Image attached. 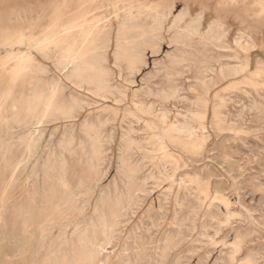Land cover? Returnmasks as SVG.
<instances>
[{
  "label": "rangeland",
  "instance_id": "1",
  "mask_svg": "<svg viewBox=\"0 0 264 264\" xmlns=\"http://www.w3.org/2000/svg\"><path fill=\"white\" fill-rule=\"evenodd\" d=\"M85 1L86 0H0V48H2V49H0V57H1L0 58V64H1L0 65V94H1L0 95L1 96L0 102H3V104H4L3 107L0 108V120L2 121V122H0V160L2 161V162H0V182H2L1 180H4V182H5L4 186L7 187V188L4 187L3 189L0 190V212L2 213V215L0 213V259L3 257L0 260V264H25V263L26 264H45V262H46V264L47 263L51 264V261H53L56 258V256H55L56 254H54L53 251L56 250V248H58L60 246L59 234L61 233V231L64 230L67 237L70 238L74 234L73 229H74L75 225H78L79 230H83L85 228L91 229L92 227H94V228L97 227L98 218H95L96 213L94 212V205L96 204L98 198L105 196L104 198L102 197L103 200L105 201V203H107V201H109L107 203V205L110 208L115 206L114 202H116V200L118 199L117 195L119 194V196H120L121 194H124L127 191V189H129L128 183L130 181L133 183V186L131 188L132 195L134 194L133 200H132V203L128 206V208H126L124 211L126 216L123 213L117 219V224L114 227L115 233L114 232L111 233L112 239L110 241L111 242L110 245L108 246L109 248H111L110 250H112V252L110 254V260H109L110 263H112V261H114L115 264H120V263L121 264H131V263L132 264H144V263L145 264L146 263L147 264H160V263L161 264H171V263L176 264L177 263L178 264V262L181 261L182 263L179 262V264H193V263L194 264L195 263L196 264H201V263L202 264H211V263L212 264H225V263L231 264V262H232V264H254V261H255V264H264V170H263L264 169V158H262L264 156V136H263L264 135V124H263L264 123V119H263L264 118V103H263L264 102V72H263L264 71V16H263L264 14L259 13L258 8L254 5H252L250 0L240 1L233 8H224V10L220 11L221 15H223L225 17L224 18L225 21L229 24L230 32L228 35V41H229V43H231L230 45L233 48L235 47L234 40L239 36L240 33H242V31L243 32L252 31V33L256 37L257 46L254 50H252V52L250 54V60H251V62H249L250 63V74H247L245 78L240 77V76H229V77H226L225 79H215L214 80L215 84L210 83L208 85V87H204L199 83V78L202 76V74L200 75V70H202V68L207 63L212 62L211 64H214L216 62V60H218V59L220 60V57L217 55L218 52H220V49H217L216 51H214V50H210L212 48L209 49V48H203V46L201 47V44L197 42L198 37H196L195 40L190 41L191 43H193V45L191 47H186V45L183 43H180V44L177 43L178 44L177 45L176 43L170 42L171 41L170 37L175 32V30H173V29L170 30L169 32L164 33L163 37H162V39H164V40L161 39L157 45L140 44L137 40L134 42V44L133 43L127 44L128 46L126 47V52L132 53V54H140L141 52L144 53V54H142V53L140 54L141 57L139 59V63L136 62V65L133 69H130L128 62L125 61L124 59L123 60L121 59L122 62L120 61V59H119V61L115 60L114 49H113V48H115L114 47V44H115L114 37L110 43V46L107 49L97 50L96 53L98 54L97 55L98 62H94V63H97V64H95V66L97 68L101 67L99 69L103 73H105V75H107V76H105L107 79V83H109L108 84L109 85V89H108L109 91H108V93H106L108 96L107 98H99L101 96L99 93H97L94 90V88H93L94 86L92 85L94 83L93 80L85 81V83H83L85 85L82 84L81 86H77V85H75L73 80L67 79V77L64 76L63 74L62 75L59 74V72L57 71V69L55 68V66L53 64L54 62H52L53 59L46 60L39 55H36L38 61L40 63H42V65H44V66L47 64L46 65L47 67L45 68L46 72L42 71L43 73L38 72L37 74H35L36 72H30L29 76L28 75H20L19 76V75L11 74V68L13 67L14 61L12 62V60H7L4 57L6 56V54L8 52H16L17 53V52L23 51L25 49L24 46L19 45V44H17L18 45V47H17V45L15 43V39L18 37V35L20 36L22 34L25 36L38 37L41 35V33L43 31L53 30V29H56L57 25H59V24H66V23L74 21L75 18L77 17V14L79 12H81L82 10H84L85 12H88L90 10L89 14H87L88 18L94 14H97V13L98 14L99 13L100 14L105 13L104 9L94 10V7L99 4L98 2H95L94 4L90 5L88 8L86 6ZM146 1L154 2L157 0H146ZM161 1L165 5L173 4V6H174L173 7V14L170 15V18H169L170 21H171L173 15L175 13L183 10L188 4H191L194 7L193 14L198 12L201 9V7H205L204 11L207 13L206 21H205L206 27H207L208 23L211 21V19L216 16V11H215L216 0H161ZM201 1H203L202 2L203 4H200ZM82 3L84 4V7L80 5ZM58 13H59V15H58ZM17 17L19 18V20L17 19ZM45 17H46V19H45ZM54 17H56V18H54ZM13 18H14V20H13ZM52 19H53V21H52ZM241 21H243V22H241ZM13 41H14V44H12ZM5 42L11 43V45L6 44ZM135 44L137 45V49L135 48L136 47ZM176 45L178 47H176ZM150 46H151V48H150ZM152 46H154V47H152ZM155 47H158V48H155ZM154 48H155V50H154ZM188 49H189V52H188ZM2 50L4 52H2ZM137 50L138 51L140 50L139 51L140 53ZM204 51L206 52V54L204 53ZM222 51H224V50H221V52ZM112 52H113V54H112ZM156 52H158V53L156 54ZM99 53H100V55H99ZM174 55H176V56H174ZM188 55L190 57L191 56L192 57L188 58ZM162 56H164L165 59ZM185 56H186V58H184ZM216 56H218V57H216ZM100 57H102V58H100ZM113 58L116 61V63H115V61L112 60ZM183 58L186 59L187 61L184 60ZM102 59H104V60H102ZM221 59L224 61H225V59H226V61L232 60L231 62H229L231 65L239 63V62H236V60H234V59H228V58H221ZM257 61H261V62H257ZM104 63H106V64H104ZM116 64H118V65H116ZM123 64L125 66L127 64L128 67L126 66V68L128 70L125 69V66ZM168 65H169V67L171 66L170 67L171 69H168L169 68ZM191 65H192V67H191ZM151 66H153V67H151ZM188 66L190 69L188 68ZM258 68H261L260 72H258V74H255V72H256V70H258ZM103 69H104V71H103ZM129 69H130V73H129ZM105 70H106V72H105ZM6 71H7V74H6ZM107 71H109V73L111 75L107 74ZM123 71H124V73H123ZM134 71H136V72H134ZM153 71H155V72H153ZM186 72H188V74ZM46 73H47V76H46ZM52 74H54V75H52ZM37 75H40V76H37ZM144 75L147 79L144 77ZM157 75H158V77H157ZM179 75H181V76H179ZM34 76H36V77H34ZM212 76L214 79L215 78L214 74ZM23 77L24 78L26 77V78L24 79ZM133 77H134V80H133ZM174 77H176V78H174ZM127 78H129V79H127ZM43 80H44V82H43ZM191 80H192V82H191ZM126 81H128V82L126 83ZM189 81H190V83H189ZM66 82H68V83H66ZM195 82L197 85L194 84ZM51 84L57 85V88H56L55 93H54V98H52L53 99L52 102L54 104L53 103L52 104L55 107L61 105L64 108H69V107L71 108L74 104L79 105V106L75 107V110H76L75 117L63 118L61 115L55 113L56 111L54 108V110L52 109V111L51 110L48 111L51 113L46 114V115H48V116H46L47 118L45 117L41 123L35 124L37 118L40 117L39 113H41V110H42L43 105H44L43 104L44 103L43 101H45L44 94L46 95L48 90L51 88ZM168 84H170V85H168ZM173 84H174V87H173ZM244 86H245V88H244ZM144 87H146V88H144ZM78 88H80V89H78ZM251 89H252V91H250ZM9 90L13 91V92H10ZM122 90H123V92H122ZM172 90H174V93ZM231 90H233V91H231ZM6 91L9 92L8 96H6ZM39 91H41V93ZM22 92H24L26 94H23ZM29 92L32 93V95L31 94L29 95ZM233 92H235V93H233ZM57 93H59V94H57ZM147 94H148L149 98H148ZM173 94H174V96H172ZM255 94H256V96H255ZM19 95H20V97H19ZM34 95H36V96H34ZM230 95H232V96H230ZM12 96L14 98H12ZM57 96H59V97H57ZM95 96H97V98ZM249 96L251 99L249 98ZM3 97H5V98H3ZM16 97H17V99H16ZM29 97H31V98H29ZM67 97H69V98H67ZM80 97H81V99H80ZM140 97H141V99H140ZM152 97H153V99H152ZM164 97H165V99H164ZM173 97L175 99H173ZM256 97H258V98H256ZM7 98H8V100H7ZM26 98H27V100L30 99V100H33L35 102V106H34L35 111H32L33 109H31L30 111L27 109L25 110L26 107L23 104H25V101H27ZM42 98H44V99H42ZM82 98H84V99H82ZM3 99H5V100L3 101ZM38 99H39V102H38ZM260 99H263V100H260ZM158 100H159V102H158ZM59 101H60V103H59ZM36 102H37V104H36ZM79 102L80 103L82 102L81 105ZM206 102H207V107L205 109V119L203 122L205 128H204V130L198 131V134H199L198 138L200 140L199 141L200 143L195 145V146H192V145H182L181 143L172 144L170 141L166 140L165 143H166L167 150L171 153L172 156L169 158H166V159H162L160 152L156 151V148H155L156 145L153 143V139L151 137L152 134L155 132V130H157V128H154V127L168 126V124L170 125L172 123H177V122L182 123L186 119L187 120L192 119L193 113L196 111H202L203 105ZM116 103H117V105H115ZM134 103H138V104L140 103V105H141L140 107L142 109H140V107L138 109L134 105ZM175 103H176V105H175ZM193 103H195L196 105ZM9 104H11V105H9ZM149 104H151V105H149ZM241 104L244 107H242ZM256 104H258L259 106ZM69 105H71V106H69ZM152 105H153V107H152ZM11 106H13V108ZM21 106L22 107L24 106V109H22ZM41 106H42V108H40ZM80 106H82V107H80ZM37 107H38V109H37ZM188 108H189V110H188ZM239 108H241L242 111H239V110H241ZM244 108H245V110H244ZM247 108H249V109H247ZM12 109H15V110L12 111ZM16 109L19 111H17ZM8 110H11L12 112H8ZM138 110H141V111H138ZM19 112H21V113H19ZM25 112H26V114H24ZM100 112H101V114H100ZM243 112H245V113H243ZM8 113H10L9 116H8ZM85 113H86V115H85ZM93 113H95V114H93ZM124 113H125V115H124ZM158 113H159V115H158ZM166 113H167V115H165ZM38 114H39V117H37ZM50 114H52V115H50ZM110 114H112L113 116ZM154 114H156V116ZM216 114H218V116L221 117V118L218 117L219 119L217 121L214 117ZM161 115H165L163 117V121H162ZM176 115H178L179 117ZM34 116L36 117V119L34 118ZM52 116H54V118H52ZM95 117L98 119H96ZM30 118H31V120H30ZM65 119H67V120H65ZM239 119H240V121H239ZM181 120H183V121H181ZM260 120H262L263 123ZM33 121H34V123H33ZM125 121H127V122H125ZM229 122H230V125L228 124V127H227V123H229ZM257 122H260V123L257 124ZM47 123H48V125H47ZM49 123H50V125H49ZM103 123H105L106 125ZM111 123H113V124H111ZM234 123H235V125H234ZM101 124H103V125H101ZM15 125H17V126H15ZM66 125H68V126H66ZM85 125H86V127H87V125H89L90 127L92 126L90 128L91 133L92 134L95 133V134L99 135V148L100 149H99L98 155L100 158L98 157V155L96 158L95 154L92 152V150H91L92 147L90 145L91 140L90 139L88 140L87 138H85V136H83L84 133L81 132V131H85V127H84ZM33 126H35V127H33ZM103 126H104V128H103ZM195 126H198V124H195ZM231 126H233V128ZM19 127H22L23 129L19 128ZM62 127L63 128L66 127V128H64V129H66V131L64 129H62ZM73 128H74V130H73ZM99 128H100V130H99ZM243 128H245V129H243ZM61 129H62V131H61ZM19 130H21V131H19ZM22 130H25V131H22ZM39 130H41V131H39ZM56 130H57V132H56ZM239 130H241V133ZM252 130H253V132H252ZM43 131H45V132H43ZM132 131H134V132H132ZM242 131H244V132H242ZM20 132H22V133H20ZM123 132L130 133V136L132 135L131 137L134 139L136 144L131 147L130 151H128L126 154L122 155L120 158V151H119L120 142H121L120 136L122 135ZM214 132H217V133H214ZM5 133L7 134L6 136H4ZM14 134H16V135H14ZM41 134H43L42 135L43 137L41 136ZM239 134H241V135H239ZM245 134H247V135H245ZM68 135H70V136H68ZM104 135H105V137H104ZM236 135H238V136H236ZM258 135H260V136H258ZM20 136H21V138L19 139L18 137H20ZM24 136H26V137H24ZM147 136L151 137V138H148ZM241 136H244V137L242 138ZM247 137H250V139ZM253 138H254V140H253ZM35 139H37V140H35ZM68 139H70V140L68 141ZM183 139L186 140L185 138H183ZM29 140H30V142H29ZM39 140H41L40 143H39ZM54 140L56 142H54ZM108 140H109V143H108ZM142 140L145 142H143ZM237 140H238V142H237ZM3 141H4V143H3ZM36 141H38V142H36ZM43 141H44V143H43ZM151 141H152V143H151ZM5 142H6V144H5ZM34 142H36V144ZM141 142H143V143H141ZM232 142H233V144H232ZM28 143H30V146H31V152L30 153H28L26 150L27 149L26 146L28 145ZM31 143L33 146L31 145ZM106 143H108L107 147H106ZM138 143H139V145H138ZM22 144H25V148H24V145H22ZM50 144H52V145H50ZM66 144H68L67 146H69V147H67ZM141 145H143L145 148ZM138 147H139V151H138ZM35 149H38V150H35ZM22 150H23V152H22ZM39 150H40V152H39ZM144 150H146V151L144 152ZM245 150H247L248 152ZM2 151H3V153H2ZM147 151H148V153H147ZM53 153H55V154H53ZM82 153H83V155H82ZM24 154L27 155V157L25 156V158H24L23 157ZM232 154H234V155H232ZM254 154H256V155H254ZM101 155H102V157H101ZM190 155H192V156H190ZM2 156H4L5 159H3L4 157H2ZM42 156L43 157L45 156V157L42 158ZM60 157H63L64 161H65L64 167H62V168H60V166H61V158ZM151 157L153 160L151 159ZM21 159H24V161ZM31 159H32V161H31ZM241 159H243V160H241ZM254 159H255V161H254ZM43 160L46 161V163L48 165H46V163ZM148 160H150V161H148ZM165 160L167 163H165ZM25 161L27 162V164ZM37 161H39V162H37ZM116 161H118V162L116 163ZM122 162H123V164H122ZM163 163L166 165H164ZM102 164H103V166H102ZM124 164L130 165L132 168L133 172L130 173L129 176H125L121 173L122 168H123L122 165H124ZM28 165L30 167H32V169L29 168ZM155 165L157 167H155ZM92 166H95V167H93L94 170L92 169ZM184 166H185V168H184ZM52 167H53V169H52ZM107 167H108V169H107ZM7 169H8V171H7ZM30 169L32 171H30ZM140 169H141V171H140ZM24 170H25V172H24ZM35 170H37V171H35ZM9 171H10V174H9ZM28 171H29V174H28ZM14 172H16V173H14ZM134 172L136 174H134ZM13 173H14V175H13ZM103 173H104V175H102ZM234 173H236V174H234ZM237 173H239V174H237ZM42 175L45 176V179ZM58 175H59V177L61 175H63L65 178L68 179L69 184H70L69 189H64V187H62V185L58 182V180H57ZM147 176H148V178H147ZM204 176H206V177H204ZM40 177H41V179H40ZM161 177H163V179ZM80 179H83L84 183H83V185L79 186L78 182ZM183 179H185V180H183ZM21 180H23V181H21ZM119 180H121V181H119ZM41 181H42V183H41ZM19 183L21 184V186ZM110 183H112V184H110ZM245 183H247L246 186H245ZM171 184H173V185H171ZM201 184H204V185H201ZM14 185H16V186H14ZM75 186H77V187H75ZM89 186L93 187V192L90 194L88 191L85 190V187H89ZM121 186H123L124 189ZM15 187H16V189H15ZM36 187H37V190H36ZM59 187H61L63 189H61ZM104 187H106V188H104ZM113 187H115V188H113ZM139 187H141V188H139ZM203 187H205V188H203ZM24 188H25V190H22ZM76 188L78 190H76ZM119 189H121V190L119 191ZM64 190H66V191L64 192ZM7 191H8V193H7ZM36 191L38 194L36 193ZM113 191H114V193H113ZM162 191L165 193H162ZM66 192H68V193H66ZM47 193H49V194H47ZM6 194H7V196H5ZM22 194H23L24 198H23ZM112 194L113 195L115 194V195L113 196ZM147 194H148V196H147ZM168 194H169V196H168ZM36 195H38V196H36ZM30 196L32 198H30ZM59 196L65 198L66 200H70V199L73 200L72 204L71 203L69 205L66 204V206L64 204H62L64 206L61 205V207H63L61 210V213L55 212V209L57 208L56 210H58V208H59V207H57V202H59L58 201ZM180 196H181V198H180ZM187 196H189V197H187ZM2 197H4V198H2ZM33 197H34V199H33ZM78 197H79V199H78ZM212 197H213V199H212ZM67 198H69V199H67ZM162 198L164 200H162ZM183 198H185V200L187 202ZM216 198H218V199H216ZM39 199H42V201ZM75 199H77V200H75ZM192 199H194V200H192ZM222 199H224V201ZM74 200L76 201L77 204L75 203ZM78 200H80V201H78ZM195 201H196L197 205H193V204H196ZM214 201H216V203ZM2 203L4 204V206L6 208L3 206ZM23 203H26V205H24ZM91 203H92V205H91ZM185 203L188 205H186ZM219 203H220V205H219ZM31 204L32 205L34 204V205L32 206ZM84 204L86 205V207ZM259 204H260V206H259ZM39 205H40V207H39ZM35 206H37V207H35ZM182 206H184L185 208ZM224 206L226 208H224ZM54 207H55V209H54ZM179 207H180V210H178ZM71 208H73V209H71ZM206 208L208 209V212H207ZM1 209H3V211H1ZM156 209L159 211H157ZM53 210H54V214H53ZM162 210H164V211H162ZM215 210L218 212H216ZM176 212H178V213H176ZM220 212H221V214H220ZM153 213H155V214H153ZM164 213H166V214H164ZM170 213L172 216L170 215ZM212 213H214V214H212ZM89 214L92 216H90ZM187 214H188V216H187ZM49 215H52V216L49 217ZM234 215H235V217H234ZM89 216H90V218H88ZM185 216H186V218L191 217L192 219L188 218L189 221H186ZM206 216H208V217H206ZM79 217H81V218L79 219ZM121 217H123V218L126 217V218L123 219ZM46 218L48 219L49 222L46 220ZM146 218H148V219H146ZM224 218H226L225 221H224ZM43 219L46 222H44ZM56 219H58V220H56ZM89 220L91 221V223H89ZM184 220H185V222H184ZM60 221H61V223H60ZM151 221H152V224L154 226L151 224ZM226 221L230 222V223H226ZM1 222H3V223H1ZM199 222H201V223L199 224ZM185 223H187V224H185ZM53 224L54 225L57 224V226L56 225L54 226ZM201 224L203 226H201ZM206 224L207 225L209 224L208 227H206L207 226ZM216 224H218V225H216ZM223 224H225V225H223ZM42 225H43V227H40ZM58 225H59V228H58ZM171 225L174 226L175 228L173 229V227ZM188 225H190L191 227H188ZM67 226H69V227H67ZM142 226H143V228H142ZM176 226H178V228H176ZM179 227L180 228L182 227V228L180 229ZM203 227H205V228H203ZM217 227H219L220 229H218ZM141 228L143 231L141 230ZM214 228H217V230ZM3 229H5V230H3ZM177 229H179V230H177ZM210 229H212V230H210ZM48 230H50L51 232ZM199 230H201V231H199ZM148 231H150V232H148ZM151 231H153V232H151ZM48 232L50 235H48ZM138 232H139V235H138ZM176 232H177V235H175ZM181 232H182V234H181ZM202 233H204V234H202ZM112 234H113V236H112ZM165 234H167V235L165 236ZM54 235H55V237H54ZM161 235H163V236H161ZM15 236H16V240L13 239V237H15ZM100 236H101V234L99 232L97 234V232H96L94 238L100 239L101 238ZM169 236H170V238H169ZM173 236H174V240H172ZM179 236H181V237H179ZM205 236L207 238H205ZM199 237H201L202 239ZM128 238H130V239H128ZM155 238L157 239V241ZM193 238H195L196 241ZM143 239H144V241H143ZM147 239H149V240H147ZM150 239H152V240H150ZM18 240H19V242H18ZM44 240H46V241L44 242ZM136 240H139V241H136ZM221 240H223V241H221ZM147 241H149V242H147ZM187 241H188V243H187ZM41 242H42V244H41ZM125 242H127V243H125ZM136 242L138 244H136ZM140 242H142V243L140 244ZM178 242H180L179 245H178ZM193 242H194V244H193ZM120 243H122L125 246H123ZM143 243H146V244L149 243V245L148 244L144 245ZM169 243H171V244H169ZM233 243L236 247V251H235V247H234ZM197 244H199V245H197ZM40 245H42V246H40ZM150 245H151V247H150ZM154 245H156V246H154ZM140 246H142V247H140ZM144 246H146V247L144 248ZM208 246H209V248H208ZM43 247H44V249H43ZM120 247H121V249L122 248L123 249L121 250ZM14 248H20V255L21 256L20 257H10V260H7L8 256H11L12 252L14 251ZM62 248L65 251L67 250V246H62ZM143 248L146 251H144ZM175 248H176V250H175ZM167 249H169V251ZM210 249H212V250H210ZM225 249H226V251H225ZM124 250H126V251H124ZM161 250H163V251H161ZM191 250L193 253L191 252ZM195 250H197V251H195ZM36 251H38V252L36 253ZM134 251H136V252H134ZM125 252L126 253L128 252V253L126 254ZM162 252H163V254H162ZM130 253H132V254H130ZM134 253L135 254L138 253V254L135 255ZM144 253H145V255H144ZM255 253H256V255H255ZM34 254H35V256H34ZM151 254L153 255V257ZM47 256L48 257L51 256V257L47 258ZM103 256H105V254H103L101 257H103ZM159 256H160V258H159ZM187 256H189L190 258H188ZM224 256L228 257V259ZM164 257H166V258H164ZM176 257L179 258L180 260H177ZM155 258H157L158 260ZM175 258H176L177 262H175L176 261ZM250 258H252V259H250ZM139 259L141 262L139 261ZM195 259H197V260H195ZM226 259L229 260L230 262H228ZM168 261H170V262H168Z\"/></svg>",
  "mask_w": 264,
  "mask_h": 264
},
{
  "label": "bare ground",
  "instance_id": "2",
  "mask_svg": "<svg viewBox=\"0 0 264 264\" xmlns=\"http://www.w3.org/2000/svg\"><path fill=\"white\" fill-rule=\"evenodd\" d=\"M240 1H243V0H216V6H215V11H216V16L214 18L211 19V21L208 23L207 27H206V24H205V21H206V16H207V13L204 11V8L205 7H201V9L196 12L195 14H193V11H194V7L191 5V4H188L183 10L175 13L171 19V21L169 20L170 18V15L173 14V4H168V5H165L163 4V2L161 0H157V1H154V2H149V1H146V0H86V6L89 8L90 5L94 4L95 2H98L99 4L96 5L94 7V10H99V9H104L105 13L103 14H94L92 15L91 17H87V14H89L90 10L88 12H85L84 10H82L81 12H79L77 14V17L75 18L74 21L72 22H69V23H66V24H59L57 25L56 29H53V30H46V31H43L41 33L40 36L38 37H35V36H25V35H18V37L15 39V43L16 45L19 44V45H22L25 47V49L23 51H20V52H8L6 54V56L4 58H6L7 60H12V62L14 61V64H13V67L11 68V74H14V75H28L30 74V72H36L35 74H37L38 72H46L45 71V68L47 67L46 65H42V63H40L36 57V55H39L41 56L42 58L46 59V60H50V59H53L52 62H54V66L55 68L57 69V71L59 72L60 75H64L67 77V79H71L74 81L75 85L77 86H81L83 83H85V81H90V80H93L94 83L92 84L94 87V90L100 94L101 97L99 98H107V94L108 93V89H109V83H107V79L105 76V73H103L99 68H97L95 66V64L97 63H94V62H98V57H97V50H105L107 49L109 46H110V43L114 37V41H115V44H114V58L116 61H121V59L125 60L128 62V65L130 67V69H133L136 65V62L139 63V59L141 57V53L140 54H132V53H128L126 52V47L128 46L127 44H134V42L137 40L140 44H145V45H157L158 42L162 39L163 37V34L166 33V32H169L170 30H175L174 34L170 37L171 38V41L170 42H173V43H183L186 45V47H191L193 45V43H191L190 41L191 40H195L196 37H198L197 39V42L201 44V47L203 46V48H212L210 50H214L216 51L217 49H220V52H218V56L220 57V60H216V64H211L210 62L207 63L203 68L202 70H200V75L202 74V76L199 78V83L204 86V87H208V85L210 83H213L215 84L214 80L215 79H225L226 77H229V76H240V77H243L245 78L247 74H250V63L251 60H250V54L252 52V50H254L257 46V42H256V37L255 35L252 33V31L250 32H243L242 33H238L239 36L234 40V44H235V47L233 48L229 43L228 41V35H229V32H230V29H229V24L225 21V17L223 15H221L220 11L224 10V8H233L235 5H237ZM84 2V3H85ZM203 1H201L200 4H203L202 3ZM250 2L252 3V5L256 6L258 8V11L259 13L261 14H264V0H250ZM60 4V3H59ZM61 5V4H60ZM81 6L84 7V4H80ZM203 6V5H202ZM82 7V8H83ZM87 8V9H88ZM49 9V8H48ZM60 9V8H59ZM52 10V9H51ZM50 11V10H49ZM57 11V10H56ZM60 11V10H59ZM58 11V12H59ZM52 12V11H51ZM50 12V13H51ZM26 14V13H25ZM52 15V14H51ZM59 15V13H58ZM34 16V15H33ZM49 16V15H48ZM57 16V15H56ZM264 16V15H263ZM23 17V16H22ZM28 17V16H27ZM42 17V16H41ZM40 17V18H41ZM47 17V16H46ZM45 17V19H46ZM51 17V16H50ZM24 18V17H23ZM49 18V17H48ZM56 18V17H54ZM58 18V17H57ZM17 19L19 20V18L17 17ZM14 20V18H13ZM21 21V20H20ZM53 21V19H52ZM48 22V21H47ZM243 22V21H241ZM43 23V22H42ZM56 24V23H55ZM39 27V26H38ZM50 28V27H49ZM45 29V28H44ZM48 29V28H47ZM28 30V29H27ZM39 30V29H38ZM15 32V31H14ZM36 32V31H35ZM22 33V32H21ZM14 34V33H13ZM18 34V33H17ZM26 34V33H25ZM32 34V33H31ZM35 34V33H34ZM30 35V34H29ZM237 35V34H236ZM17 36V35H16ZM10 38V37H9ZM14 38V37H13ZM164 40V39H162ZM6 41V40H5ZM165 42V41H164ZM196 42V43H197ZM6 43V42H5ZM8 45H11V43H6ZM14 44V41L13 43ZM138 44V43H137ZM171 44V43H170ZM177 44V45H178ZM136 45V44H135ZM176 45V47H178ZM165 46V45H164ZM182 46V45H181ZM197 46V45H196ZM18 47V45H17ZM20 47V46H19ZM154 47V46H152ZM166 47V46H165ZM5 48V47H4ZM10 48V47H9ZM12 48V47H11ZM129 48V47H128ZM132 48V47H131ZM137 49V45L135 47ZM141 48V47H140ZM151 48V46H150ZM155 48H158V47H155ZM154 48V50H155ZM160 48V47H159ZM202 48V49H203ZM2 49V48H0ZM22 49V48H21ZM182 50V49H181ZM221 50H224L221 52ZM10 51V50H9ZM13 51V50H12ZM133 51V50H132ZM135 51V50H134ZM136 51V52H137ZM153 51V50H152ZM159 51V50H158ZM2 52H4L2 50ZM6 52V51H5ZM151 52V51H150ZM188 52H189V49H188ZM158 52H156L157 54ZM178 53V52H177ZM204 53L206 54V52L204 51ZM209 53V52H208ZM102 54V53H101ZM113 54V52H112ZM144 54V53H142ZM151 54V53H150ZM100 55V53H99ZM167 55V54H166ZM187 55V54H186ZM192 55V54H191ZM261 55V54H260ZM259 55V56H260ZM102 56V55H101ZM112 56V55H111ZM176 56V55H174ZM216 56V57H218ZM40 57V58H41ZM164 57V56H162ZM190 56L188 55V58ZM192 57V56H191ZM190 57V58H191ZM1 58V57H0ZM3 58V57H2ZM102 58V57H100ZM114 58L112 59L113 61ZM186 58V56L184 57ZM183 58V59H184ZM221 58H228V59H234L236 60V62H239L237 64H234V65H231L229 62L231 61H225L222 60ZM165 59V57H164ZM177 59V58H176ZM182 59V58H181ZM6 60V61H7ZM104 60V59H102ZM143 60V59H142ZM162 60V59H161ZM186 60V59H184ZM100 61V60H99ZM115 61V63H116ZM170 61V60H169ZM179 61V60H178ZM182 61V60H181ZM187 61V60H186ZM194 61V60H193ZM212 61V60H211ZM214 61V60H213ZM9 62V61H8ZM122 62V61H121ZM126 62V63H127ZM184 62V61H183ZM192 62V61H191ZM257 62H261V61H257ZM173 63V62H172ZM190 63V62H189ZM194 63V62H193ZM198 63V62H197ZM201 63V62H200ZM204 63V62H203ZM44 64V63H43ZM106 64V63H104ZM125 64V63H124ZM123 64V65H124ZM174 64V63H173ZM192 64V63H191ZM205 64V63H204ZM1 65V64H0ZM12 65V64H11ZM99 65V64H98ZM118 65V64H116ZM142 65V64H141ZM154 65V64H153ZM171 65V64H170ZM183 65V64H182ZM125 66V65H124ZM127 66V64H126ZM125 66V69L128 70ZM140 66V65H139ZM144 66V65H143ZM159 66V65H158ZM172 66V65H171ZM170 66V67H171ZM179 66V65H178ZM177 66V67H178ZM186 66V65H185ZM2 67V66H1ZM116 67V66H115ZM128 67V66H127ZM137 67V66H136ZM153 67V66H151ZM161 67V66H160ZM165 67V66H164ZM169 67V65H168ZM168 68V69H171V68ZM192 67V65H191ZM50 68V67H49ZM145 68V67H144ZM185 68V67H184ZM189 68V66H188ZM263 68V67H262ZM7 69V68H6ZM54 69V68H53ZM130 69H129V73H130ZM190 69V68H189ZM193 69V68H192ZM260 69L261 68H258V70H256L255 74H258V72H260ZM116 70V69H115ZM149 70V69H148ZM152 70V69H151ZM162 70V69H161ZM56 71V72H57ZM104 71V69H103ZM132 71V70H131ZM159 71V70H158ZM184 71V70H183ZM42 72V73H43ZM57 72V73H58ZM106 72V70H105ZM121 72V71H120ZM136 72V71H134ZM155 72V71H153ZM157 72V71H156ZM163 72V71H162ZM264 72V71H263ZM56 73V74H57ZM124 73V71H123ZM132 73V72H131ZM138 73V72H137ZM159 73V72H158ZM161 73V72H160ZM188 74V72H186ZM6 74H7V71H6ZM9 74V73H8ZM45 74V73H44ZM107 74H110L109 71H107ZM127 74V73H126ZM164 74V73H163ZM166 74V73H165ZM180 74V73H179ZM197 74V73H196ZM214 74V79H213V75ZM54 75V74H52ZM111 75V74H110ZM129 75V74H128ZM148 75V74H147ZM159 75V74H158ZM157 75V77H158ZM177 75V74H176ZM175 75V76H176ZM184 75V74H183ZM9 76V75H8ZM37 76H40V75H37ZM46 76H47V73H46ZM45 76V77H46ZM58 76V75H57ZM155 76V75H154ZM172 76V75H171ZM181 76V75H179ZM36 77V76H34ZM44 77V76H43ZM61 77V76H60ZM126 77V76H125ZM145 77V75H144ZM150 77V76H149ZM178 77V76H177ZM262 77V76H261ZM24 78V77H23ZM26 78V77H25ZM24 78V79H25ZM112 78V77H111ZM146 78V77H145ZM144 78V79H145ZM165 78V77H164ZM173 78V77H172ZM176 78V77H174ZM41 79V78H40ZM51 79V78H50ZM63 79V78H62ZM129 79V78H127ZM147 79V78H146ZM149 79V78H148ZM160 79V78H159ZM178 79V78H177ZM194 79V78H193ZM19 80V79H18ZM58 80V79H57ZM56 80V81H57ZM133 80H134V77H133ZM152 80V79H151ZM161 80V79H160ZM159 80V81H160ZM170 80V79H169ZM92 81V82H93ZM123 81V80H122ZM147 81V80H146ZM195 81V80H194ZM193 81V82H194ZM41 82V81H40ZM44 82V80H43ZM53 82V81H52ZM128 81H126L127 83ZM130 82V81H129ZM161 82V81H160ZM168 82V81H167ZM185 82V81H184ZM192 82V80H191ZM197 82V81H196ZM196 82L194 84H196ZM32 83V82H31ZM37 83V82H36ZM62 83V82H61ZM68 83V82H66ZM87 83V82H86ZM164 83V82H163ZM172 83V82H171ZM181 83V82H180ZM183 83V82H182ZM190 83V81H189ZM198 83V84H199ZM71 84V83H70ZM91 84V83H90ZM160 84V83H159ZM166 84V83H165ZM175 84V83H174ZM174 84H173V87H174ZM41 85V84H40ZM69 85V84H68ZM85 85V84H83ZM91 85V86H92ZM118 85V84H117ZM132 85V84H131ZM170 85V84H168ZM181 85V84H180ZM190 85V84H189ZM197 85V84H196ZM73 86V85H72ZM89 86V85H88ZM156 86V85H155ZM176 86V85H175ZM192 86V85H191ZM46 87V86H45ZM65 87V86H64ZM86 87V86H85ZM140 87V86H139ZM159 87V86H158ZM157 87V88H158ZM165 87V86H164ZM57 88V85L56 84H51V88L48 90V92L46 93V95L44 94V98H45V101H43L44 105H43V108L42 106L40 108H42L41 110V113L40 114V117H39V114L37 117V120H36V123H41L44 118L48 115H46L47 113H51V112H48V111H52V109L54 110L55 108V113L61 115L63 118H73L75 117V107L79 106V105H76L74 104L71 108H64L63 106L59 105L57 107H55L52 102V98H54V93H55V90ZM88 88V87H87ZM146 88V87H144ZM161 88V87H160ZM189 88V87H188ZM195 88V87H194ZM245 88V86H244ZM64 89V88H63ZM68 89V88H67ZM66 89V90H67ZM77 89V88H76ZM80 89V88H78ZM92 89V88H91ZM124 89V88H123ZM182 89V88H181ZM180 89V90H181ZM187 89V88H186ZM260 89V88H259ZM29 90V89H28ZM43 90V89H42ZM73 90V89H72ZM115 90V89H114ZM119 90V89H118ZM168 90V89H167ZM190 90V89H189ZM193 90V89H192ZM200 90V89H199ZM229 90V89H228ZM227 90V91H228ZM4 91V90H3ZM10 91V90H9ZM20 91V90H19ZM37 91V90H36ZM65 91V90H64ZM71 91V90H70ZM81 91V90H80ZM132 91V90H131ZM156 91V90H155ZM173 93H174V90H172ZM176 91V90H175ZM202 91V90H201ZM233 91V90H231ZM252 91V89L250 90ZM10 92H13V91H10ZM16 92V91H15ZM18 92V91H17ZM41 93V91H39ZM57 92V91H56ZM59 92V91H58ZM61 92V91H60ZM86 92V91H85ZM88 92V91H87ZM111 92V91H110ZM115 92V91H114ZM123 92V90H122ZM144 92V91H143ZM161 92V91H160ZM188 92V91H187ZM222 92V91H221ZM220 92V93H221ZM4 93V92H3ZM23 94H26L24 92H22ZM62 93V92H61ZM60 93V94H61ZM116 93V92H115ZM133 93V92H132ZM131 93V94H132ZM141 93V92H140ZM172 93V92H171ZM235 93V92H233ZM245 93V92H244ZM256 93V92H255ZM9 92L6 91V96H8ZM11 94V93H10ZM22 94V95H23ZM28 94V93H27ZM32 95V93L29 92V95ZM59 94V93H57ZM56 94V95H57ZM71 94V93H70ZM168 94V93H167ZM1 95V94H0ZM38 95V94H37ZM142 95V94H141ZM158 95V94H157ZM164 95V94H163ZM182 95V94H181ZM236 95V94H235ZM36 96V95H34ZM43 96V95H42ZM75 96V95H74ZM94 96V95H93ZM148 96V94H147ZM174 96V94L172 95ZM177 96V95H176ZM229 96V95H228ZM232 96V95H230ZM243 96V95H242ZM256 96V94H255ZM11 97V96H10ZM20 97V95H19ZM59 97V96H57ZM97 98V96H95ZM94 97V98H95ZM142 97V96H141ZM140 97V99H141ZM155 97V96H154ZM246 97V96H245ZM5 98V97H3ZM12 98H14L12 96ZM31 98V97H29ZM33 98V97H32ZM42 98V99H44ZM69 98V97H67ZM147 98V97H146ZM149 98V96H148ZM151 98V97H150ZM171 98V97H170ZM203 98V97H202ZM226 98V97H225ZM250 98V96H249ZM255 98V97H254ZM258 98V97H256ZM262 98V97H261ZM0 99H1V96H0ZM17 99V97H16ZM25 99V98H24ZM34 99V98H33ZM37 99V98H36ZM41 99V98H40ZM71 99V98H70ZM73 99V98H72ZM81 99V97H80ZM84 99V98H82ZM143 99V98H142ZM153 99V97H152ZM165 99V97H164ZM173 99H175L173 97ZM181 99V98H180ZM179 99V100H180ZM224 99V98H223ZM251 99V98H250ZM5 99H3L4 101ZM8 100V98H7ZM27 100V98H26ZM64 100V99H63ZM90 100V99H89ZM133 100V99H132ZM135 100V99H134ZM160 100V99H159ZM158 100V102H159ZM162 100V99H161ZM177 100V99H176ZM203 100V99H202ZM237 100V99H236ZM260 100H263V99H260ZM1 101V100H0ZM10 101V100H9ZM72 101V100H71ZM103 101V100H102ZM118 101V100H117ZM156 101V100H155ZM174 101V100H173ZM184 101V100H183ZM187 101V100H186ZM189 101V100H188ZM232 101V100H231ZM253 101V100H252ZM38 102H39V99H38ZM42 102V101H41ZM67 102V101H66ZM96 102V101H95ZM115 102V101H114ZM163 102V101H162ZM191 102V101H190ZM195 102V101H194ZM201 102V101H200ZM53 103V104H52ZM57 103V102H56ZM60 103V101H59ZM72 103V102H71ZM80 103V102H79ZM82 103V102H81ZM80 103V105H81ZM118 103V102H117ZM117 103L115 105H117ZM184 103V102H183ZM188 103V102H187ZM242 103V102H241ZM252 103V102H251ZM264 103V102H263ZM21 104V103H20ZM37 104V102H36ZM69 104V103H68ZM73 104V103H72ZM158 104V103H157ZM185 104V103H184ZM183 104V105H184ZM195 104V103H193ZM198 104V103H197ZM203 104V103H202ZM3 102H0V108L3 107ZM11 105V104H9ZM13 105V104H12ZM22 105V104H21ZM26 108L25 110H31L33 109L32 111H35L34 110V106H35V102L33 100H27L25 101V104H23ZM67 105V104H66ZM76 105V106H75ZM90 105V104H89ZM134 105L139 109V107L141 106L140 103H134ZM151 105V104H149ZM165 105V104H164ZM176 105V103H175ZM186 105V104H185ZM189 105V104H188ZM196 105V104H195ZM258 105V104H256ZM263 105V104H262ZM15 106V105H14ZM24 106L22 107V109H24ZM71 106V105H69ZM191 106V105H190ZM240 106V105H239ZM242 106V104H241ZM250 106V105H249ZM254 106V105H253ZM259 106V105H258ZM13 108V106H11ZM10 107V108H11ZM17 107V106H16ZM82 107V106H80ZM87 107V106H86ZM132 107V106H131ZM153 107V105H152ZM171 107V106H170ZM200 107V106H199ZM207 107V102L204 103L203 105V110L202 111H196L193 113L192 115V119H186L184 122L182 123H172V124H168V126H158V127H154V128H157V130H155V132L152 134V139H153V143L156 145V151L160 152L161 154V158L162 159H166V158H169L171 157V153L167 150V147H166V143L165 141L168 140L170 141L172 144L174 143H181L182 145H192V146H195L197 144H199L200 140L198 138V131H201V130H204V119H205V109ZM221 107V106H220ZM227 107V106H226ZM244 107V106H242ZM9 108V109H10ZM79 108V107H78ZM196 108V107H195ZM237 108V107H236ZM262 108V107H261ZM7 109V108H6ZM38 109V107H37ZM80 109V108H79ZM140 109H142L140 107ZM144 109V108H143ZM194 109V108H193ZM197 109V108H196ZM231 109V108H230ZM241 109V108H239ZM249 109V108H247ZM15 109H12V111H14ZM17 110V109H16ZM81 110V109H80ZM148 110V109H147ZM150 110V109H149ZM162 110V109H161ZM185 110V109H184ZM187 110V109H186ZM189 110V108H188ZM245 110V108H244ZM252 110V109H251ZM11 110H8V112H12ZM19 111V110H17ZM23 111V110H22ZM132 111V110H131ZM138 111H141V110H138ZM145 111V110H144ZM165 111V110H164ZM226 111V110H225ZM224 111V112H225ZM239 111H242L239 110ZM4 112V111H3ZM2 112V113H3ZM53 112V113H54ZM183 112V111H182ZM256 112V111H255ZM254 112V113H255ZM258 112V111H257ZM15 113V112H14ZM21 113V112H19ZM30 113V112H29ZM32 113V112H31ZM54 113V114H55ZM110 113V112H109ZM149 113V112H148ZM157 113V112H156ZM227 113V112H226ZM234 113V112H233ZM245 113V112H243ZM252 113V112H251ZM4 114V113H3ZM10 113H8V116H9ZM23 114V113H22ZM26 114V112L24 113ZM33 114V113H32ZM95 114V113H93ZM97 114V113H96ZM101 114V112H100ZM136 114V113H135ZM150 114V113H149ZM164 114V113H163ZM188 114V113H187ZM253 114V113H252ZM29 115V114H28ZM52 115V114H50ZM86 115V113H85ZM99 115V114H98ZM103 115V114H102ZM112 115V114H110ZM125 115V113H124ZM148 115V114H147ZM156 116V114H154ZM159 115V113H158ZM167 115V113L165 114ZM165 115H161L162 117V121H163V117ZM186 115V114H185ZM227 115V114H226ZM235 115V114H234ZM250 115V114H249ZM258 115V114H257ZM24 116V115H23ZM55 116V115H54ZM54 116H52V118H54ZM60 116V117H61ZM90 116V115H89ZM113 116V115H112ZM122 116V115H121ZM178 116V115H176ZM253 116V115H252ZM50 117V116H49ZM86 117V116H85ZM93 117V116H92ZM167 117V116H166ZM175 117V116H174ZM179 117V116H178ZM182 117V116H181ZM215 119L216 121L221 118L218 116V114H216L215 116ZM219 117V118H218ZM2 118V117H1ZM13 118V117H12ZM26 118V117H25ZM24 118V119H25ZM34 118L36 119V117L34 116ZM47 118V117H46ZM62 118V119H63ZM96 118V117H95ZM113 118V117H112ZM115 118V117H114ZM213 118V117H212ZM237 118V117H236ZM248 118V117H247ZM251 118V117H250ZM3 119V118H2ZM57 119V118H56ZM87 119V118H86ZM98 119V118H96ZM105 119V118H104ZM110 119V118H109ZM130 119V118H129ZM161 119V118H160ZM235 119V118H234ZM255 119V118H254ZM264 119V118H263ZM262 119V120H263ZM31 120V118H30ZM51 120V119H50ZM61 120V119H60ZM64 120V119H63ZM67 120V119H65ZM69 120V119H68ZM72 120V119H71ZM91 120V119H90ZM112 120V119H111ZM115 120V119H114ZM225 120V119H224ZM238 120V119H237ZM236 120V121H237ZM256 120V119H255ZM260 120V121H262ZM9 121V120H8ZM13 121V120H12ZM35 121V120H34ZM33 121V123H34ZM48 121V120H47ZM55 121V120H54ZM106 121V120H105ZM124 121V120H123ZM158 121V120H157ZM161 121V120H160ZM183 121V120H181ZM234 121V120H233ZM240 121V119H239ZM0 122H2L0 120ZM30 122V121H29ZM53 122V121H52ZM58 122V121H57ZM114 122V121H113ZM127 122V121H125ZM5 123V122H4ZM18 123V122H17ZM16 123V124H17ZM27 123V122H26ZM51 123V122H50ZM49 123V125H50ZM55 123V122H54ZM84 123V122H83ZM98 123V122H97ZM102 123V122H101ZM162 123V122H161ZM160 123V124H161ZM164 123V122H163ZM171 123V122H170ZM254 123V122H253ZM260 123V122H257V124ZM263 123V121H262ZM261 123V124H262ZM29 124V123H28ZM105 124V123H103ZM101 124V125H103ZM109 124V123H108ZM113 124V123H111ZM130 124V123H129ZM154 124V123H153ZM195 124H198V126H195ZM228 124L230 125V122L227 123V127H228ZM238 124V123H237ZM255 124V123H254ZM256 124V125H257ZM264 124V123H263ZM27 125V124H26ZM25 125V126H26ZM34 125V124H33ZM48 125V123H47ZM106 125V124H105ZM124 125V124H123ZM235 125V123H234ZM13 126V125H12ZM17 126V125H15ZM32 126V125H31ZM68 126V125H66ZM125 126V125H124ZM127 126V125H126ZM131 126V125H130ZM253 126V125H252ZM255 126V125H254ZM28 127V126H27ZM30 127V126H29ZM35 127V126H33ZM72 127V126H71ZM85 127V131H81L84 133L83 136H85V138H87L88 140L90 139L91 140V147H92V152L95 154L96 158H97V155L99 154V135L98 134H95V133H91L90 131V127L89 125H86L84 126ZM96 127V126H95ZM100 127V126H99ZM233 128V126H231ZM5 128V127H4ZM16 128V127H15ZM19 128H22V127H19ZM18 128V129H19ZM66 128V127H64ZM62 127V129H64ZM70 128V127H69ZM104 128V126H103ZM111 128V127H110ZM109 128V129H110ZM126 128V127H125ZM223 128V127H222ZM250 128V127H249ZM257 128V127H256ZM23 129V128H22ZM32 129V128H31ZM61 129V131H62ZM68 129V128H67ZM82 129V128H81ZM114 129V128H113ZM119 129V128H118ZM245 129V128H243ZM34 130V129H33ZM58 130V129H57ZM56 130V132H57ZM66 131V129H64ZM71 130V129H70ZM74 130V128H73ZM100 130V128H99ZM98 130V131H99ZM213 130V129H212ZM21 131V130H19ZM22 131H25V130H22ZM37 131V130H36ZM41 131V130H39ZM78 131V130H77ZM90 131V132H89ZM97 131V130H96ZM131 131V130H130ZM240 133H241V130H239ZM5 132V131H4ZM7 132V131H6ZM13 132V131H12ZM45 132V131H43ZM64 132V131H63ZM70 132V131H69ZM134 132V131H132ZM234 132V131H233ZM244 132V131H242ZM253 132V130H252ZM22 133V132H20ZM35 133V132H34ZM37 133V132H36ZM71 133V132H70ZM91 133V134H90ZM105 133V132H104ZM214 133H217V132H214ZM219 133V132H218ZM221 133V132H220ZM228 133V132H227ZM251 133V132H250ZM4 134V133H3ZM18 134V133H17ZM48 134V133H47ZM56 134V133H55ZM61 134V133H60ZM238 134V133H237ZM248 134V133H247ZM245 134V135H247ZM7 134L5 133L4 136H6ZM16 135V134H14ZM30 135V134H29ZM37 135V134H36ZM40 135V134H39ZM43 134H41L42 136ZM49 135V134H48ZM64 135V134H63ZM102 135V134H101ZM100 135V136H101ZM225 135V134H224ZM223 135V136H224ZM241 135V134H239ZM3 136V137H4ZM61 136V135H60ZM70 136V135H68ZM73 136V135H72ZM78 136V135H77ZM114 136V135H113ZM112 136V137H113ZM132 136V135H131ZM130 136V133L128 132H123L122 135L120 136L121 137V142H120V147H119V151H120V158L122 155L126 154L128 151L131 150V147L133 145H135V141L134 139ZM238 136V135H236ZM260 136V135H258ZM264 136V135H263ZM17 137V136H16ZM26 137V136H24ZM43 137V136H42ZM41 137V138H42ZM48 137V136H47ZM52 137V136H51ZM59 137V136H58ZM79 137V136H78ZM105 137V135H104ZM110 137V136H109ZM148 137V136H147ZM151 137H148V138H151ZM240 137V136H239ZM242 138L244 136H241ZM257 137V136H256ZM19 139L21 138L18 137ZM32 138V137H31ZM40 138V137H39ZM71 138V137H70ZM82 138V137H81ZM137 138V137H136ZM183 138H185L186 140H184ZM250 139V137H247ZM4 139V138H3ZM13 139V138H12ZM29 139V138H28ZM48 139V138H47ZM86 139V140H87ZM119 139V138H118ZM146 139V138H145ZM209 139V138H208ZM261 139V138H260ZM7 140V139H6ZM37 140V139H35ZM51 140V139H50ZM60 140V139H59ZM70 139H68L69 141ZM78 140V139H77ZM151 140V139H150ZM254 140V138H253ZM263 140V139H262ZM41 140H39V143H40ZM58 141V140H57ZM67 141V140H66ZM79 141V140H78ZM139 141V140H138ZM143 141V140H142ZM185 141V142H184ZM261 141V140H260ZM12 142V141H11ZM19 142V141H18ZM25 142V141H24ZM30 142V140H29ZM32 142V141H31ZM38 142V141H36ZM36 142H34L36 144ZM48 142V141H47ZM54 142H56L54 140ZM53 142V143H54ZM145 142V141H143ZM141 142V143H143ZM149 142V141H148ZM238 142V140H237ZM258 142V141H257ZM4 143V141H3ZM9 143V142H8ZM15 143V142H14ZM17 143V142H16ZM20 143V142H19ZM44 143V141H43ZM50 143V142H49ZM66 143V142H65ZM70 143V142H69ZM108 143H109V140H108ZM106 143V147H107V144ZM152 143V141H151ZM240 143V142H239ZM6 144V142H5ZM18 144V143H17ZM27 144V143H26ZM56 144V143H55ZM103 144V143H102ZM101 144V145H102ZM233 144V142H232ZM248 144V143H247ZM258 144V143H257ZM24 145V148H25V144H22ZM32 145V143H31ZM52 145V144H50ZM68 144H66L67 146ZM139 145V143H138ZM145 145V144H144ZM201 145V144H200ZM204 145V144H203ZM3 146V145H2ZM1 146V147H2ZM33 146V145H32ZM42 146V145H41ZM71 146V145H70ZM88 146V145H87ZM115 146V145H114ZM143 146V145H141ZM147 146V145H146ZM27 147V152L30 153L31 152V146H30V143H28V145L26 146ZM43 147V146H42ZM57 147V146H56ZM69 147V146H67ZM105 147V146H104ZM135 147V146H134ZM144 147V146H143ZM234 147V146H233ZM255 147V146H254ZM12 148V147H11ZM37 148V147H36ZM85 148V147H84ZM145 148V147H144ZM177 148V147H176ZM240 148V147H239ZM250 148V147H249ZM256 148V147H255ZM18 149V148H17ZM48 149V148H47ZM51 149V148H50ZM60 149V148H59ZM80 149V148H79ZM142 149V148H141ZM149 149V148H148ZM234 149V148H233ZM253 149V148H252ZM251 149V150H252ZM257 149V148H256ZM35 150H38V149H35ZM34 150V151H35ZM53 150V149H52ZM47 151V150H46ZM51 151V150H50ZM54 151V150H53ZM57 151V150H56ZM133 151V150H132ZM138 151H139V147H138ZM146 150H144L145 152ZM230 151V150H229ZM247 151V150H245ZM258 151V150H257ZM14 152V151H13ZM23 152V150H22ZM40 152V150H39ZM58 152V151H57ZM83 152V151H82ZM115 152V151H114ZM141 152V151H140ZM152 152V151H151ZM236 152V151H235ZM248 152V151H247ZM3 153V151H2ZM5 153V152H4ZM68 153V152H67ZM66 153V154H67ZM87 153V152H86ZM102 153V152H101ZM148 153V151H147ZM150 153V152H149ZM199 153V152H198ZM27 154V153H26ZM34 154V153H33ZM40 154V153H39ZM49 154V153H48ZM55 154V153H53ZM81 154V153H80ZM92 154V153H91ZM103 154V153H102ZM105 154V153H104ZM242 154V153H241ZM2 155V154H1ZM23 155V154H22ZM28 155V154H27ZM27 155L24 154V158L25 156L27 157ZM30 155V154H29ZM52 155V154H51ZM83 155V153H82ZM93 155V154H92ZM219 155V154H218ZM234 155V154H232ZM246 155V154H245ZM256 155V154H254ZM263 155V154H262ZM10 156V155H9ZM34 156V155H33ZM192 156V155H190ZM194 156V155H193ZM252 156V155H251ZM260 156V155H259ZM4 157V156H2ZM1 157V158H2ZM22 157V156H21ZM39 157V156H38ZM45 157V156H44ZM42 156V158H44ZM51 157V156H50ZM54 157V156H53ZM86 157V156H85ZM99 157V155H98ZM102 157V155H101ZM196 157V156H195ZM243 157V156H242ZM245 157V156H244ZM258 157V156H257ZM37 158V157H36ZM47 158V157H46ZM52 158V157H51ZM61 158V166L60 168L64 167V164H65V161H64V158L63 157H60ZM84 158V157H83ZM95 158V159H96ZM100 158V157H99ZM119 158V157H118ZM119 158V159H120ZM238 158V157H237ZM241 158V157H240ZM249 158V157H248ZM264 158V156L262 157ZM5 159V157L3 158ZM48 159V158H47ZM54 159V158H53ZM89 159V158H88ZM131 159V158H130ZM147 159V158H146ZM152 159V157H151ZM24 161V159H21ZM29 160V159H28ZM27 160V161H28ZM35 160V159H34ZM39 160V159H38ZM41 160V159H40ZM57 160V159H56ZM118 160V159H117ZM144 160V159H143ZM153 160V159H152ZM230 160V159H229ZM232 160V159H231ZM243 160V159H241ZM251 160V159H250ZM9 161V160H8ZM19 161V160H18ZM32 161V159H31ZM36 161V160H35ZM44 161V160H43ZM59 161V160H58ZM119 161V160H118ZM116 161V163L118 162ZM150 161V160H148ZM163 161V160H162ZM169 161V160H168ZM255 161V159H254ZM0 162H2L0 160ZM20 162V161H19ZM26 162V161H25ZM39 162V161H37ZM46 163V161H44ZM53 162V161H52ZM128 162V161H127ZM141 162V161H140ZM146 162V161H145ZM238 162V161H237ZM21 163V162H20ZM24 163V162H23ZM29 163V162H28ZM42 163V162H41ZM95 163V162H94ZM161 163V162H160ZM165 163L166 160H165ZM241 163V162H240ZM3 164V163H2ZM27 164V162H26ZM34 164V163H33ZM119 164V163H118ZM123 164V162H122ZM158 164V163H157ZM164 164V163H163ZM260 164V163H259ZM6 165V164H5ZM20 165V164H19ZM46 165H48L46 163ZM98 165V164H97ZM166 165V164H164ZM15 166V165H14ZM25 166V165H24ZM29 166V165H28ZM40 166V165H39ZM38 166V167H39ZM52 166V165H51ZM103 166V164H102ZM115 166V165H114ZM113 166V167H114ZM236 166V165H235ZM243 166V165H242ZM245 166V165H244ZM248 166V165H247ZM251 166V165H250ZM22 167V166H21ZM95 166H92V169L94 170ZM98 167V166H97ZM122 171L121 173L125 176H129L130 173H132V168L130 165L128 164H124L122 165ZM133 167V166H132ZM141 167V166H140ZM155 167H157L155 165ZM201 167V166H200ZM246 167V166H245ZM244 167V168H245ZM20 168V167H19ZM29 168L32 169V167L29 166ZM34 168V167H33ZM41 168V167H40ZM43 168V167H42ZM57 168V167H56ZM99 168V167H98ZM136 168V167H135ZM185 168V166H184ZM25 169V168H24ZM30 169V171H32ZM35 169V168H34ZM53 169V167H52ZM106 169V168H105ZM108 169V167H107ZM163 169V168H162ZM204 169V168H203ZM260 169V168H259ZM6 170V169H5ZM15 170V169H14ZM17 170V169H16ZM29 170V169H28ZM100 170V169H99ZM199 170V169H198ZM205 170V169H204ZM238 170V169H237ZM249 170V169H248ZM264 170V169H263ZM8 171V169H7ZM37 171V170H35ZM112 171V170H111ZM141 171V169H140ZM156 171V170H155ZM162 171V170H161ZM179 171V170H178ZM188 171V170H187ZM193 171V170H192ZM200 171V170H199ZM244 171V170H243ZM258 171V170H257ZM261 171V170H260ZM2 172V171H1ZM23 172V171H22ZM25 172V170H24ZM50 172V171H49ZM54 172V171H53ZM58 172V171H57ZM60 172V171H59ZM105 172V171H104ZM116 172V171H115ZM173 172V171H172ZM201 172V171H200ZM254 172V171H253ZM3 173V172H2ZM5 173V172H4ZM16 173V172H14ZM13 173V175H14ZM34 173V172H33ZM32 173V174H33ZM163 173V172H162ZM161 173V174H162ZM242 173V172H241ZM260 173V172H259ZM6 174V173H5ZM9 174H10V171H9ZM28 174H29V171H28ZM27 174V175H28ZM35 174V173H34ZM49 174V173H48ZM134 174H136L134 172ZM139 174V173H138ZM153 174V173H152ZM236 174V173H234ZM239 174V173H237ZM244 174V173H243ZM248 174V173H247ZM254 174V173H253ZM21 175V174H20ZM37 175V174H36ZM40 175V174H39ZM54 175V174H53ZM104 175V173L102 174ZM245 175V174H244ZM257 175V174H256ZM3 176V175H2ZM10 176V175H9ZM23 176V175H22ZM31 176V175H30ZM43 176V175H42ZM109 176V175H108ZM135 176V175H134ZM167 176V175H166ZM174 176V175H173ZM172 176V177H173ZM19 177V176H18ZM28 177V176H27ZM35 177V176H34ZM44 179H45V176H43ZM119 177V176H118ZM124 177V176H123ZM122 177V178H123ZM146 177V176H145ZM206 177V176H204ZM216 177V176H215ZM263 177V176H262ZM12 178V177H11ZM29 178V177H28ZM101 178V177H100ZM104 178V177H103ZM113 178V177H112ZM148 178V176H147ZM163 179V177H161ZM169 178V177H168ZM13 179V178H12ZM30 179V178H29ZM28 179V180H29ZM35 179V178H34ZM37 179V178H36ZM41 179V177H40ZM128 179V178H127ZM134 179V178H133ZM167 179V178H166ZM171 179V178H170ZM258 179V178H257ZM263 179V178H262ZM58 182L62 185V187H64V189H69V181L67 178H65L63 175H61L59 177L58 175V178H57ZM100 180V179H99ZM113 180V179H112ZM111 180V181H112ZM185 180V179H183ZM2 182H0V190L3 189L5 186V182L4 180H1ZM23 181V180H21ZM121 181V180H119ZM127 181V180H126ZM130 181V180H129ZM145 181V180H144ZM149 181V180H148ZM254 181V180H253ZM8 182V181H7ZM17 182V181H16ZM27 182V181H26ZM29 182V181H28ZM114 182V181H113ZM112 182V183H113ZM156 182V181H155ZM159 182V181H158ZM256 182V181H255ZM34 183V182H33ZM42 183V181H41ZM84 183V180L83 179H80L79 182H78V185H83ZM96 183V182H95ZM94 183V184H95ZM107 183V182H106ZM110 183V184H112ZM143 183V182H142ZM258 183V182H257ZM9 184V183H8ZM20 184V183H19ZM35 184V183H34ZM37 184V183H36ZM40 184V183H39ZM57 184V183H56ZM123 184V183H122ZM152 184V183H151ZM170 184V183H169ZM168 184V185H169ZM247 183H245V186H246ZM249 184V183H248ZM18 185V184H17ZM26 185V184H25ZM60 185V186H61ZM77 185V186H78ZM91 185V184H90ZM115 185V184H114ZM113 185V186H114ZM120 185V184H119ZM160 185V184H159ZM173 185V184H171ZM192 185V184H191ZM201 185H204V184H201ZM8 186V185H7ZM16 186V185H14ZM21 186V184H20ZM34 186V185H33ZM37 186V185H36ZM75 186V187H77ZM112 186V185H111ZM133 186V183L130 181L128 183V188L127 191L124 193V194H121L119 196V194L117 195L118 196V199L116 200L115 203V206L113 207H109L107 205V203L109 201H107V203H105V201L103 200V198L105 197H99L96 204L94 205V212L96 213V217L95 218H98V225L97 227H92L90 230L88 228H85L83 230H79L78 228V225H75L74 226V229H73V236L68 238L65 231L62 230L61 233L59 234V239H60V246L58 248H56V250L53 251L54 254H56V258L51 261V264H113L114 261H112V263L109 262L110 260V254L112 252V250H110L111 248H109L108 246L110 245V241H111V233L114 232V227L115 225L117 224V219L119 218V216H121L123 213L124 215L126 216L125 214V209L128 208V206L132 203V200H133V195H132V192H131V188ZM258 186V185H257ZM108 187V186H107ZM123 188V186H121ZM144 187V186H143ZM187 187V186H186ZM216 187V186H215ZM7 188V187H5ZM30 188V187H29ZM61 188V187H59ZM79 188V187H78ZM82 188V187H81ZM106 188V187H104ZM109 188V187H108ZM115 188V187H113ZM141 188V187H139ZM183 188V187H182ZM205 188V187H203ZM16 189V187H15ZM28 189V188H27ZM42 189V188H41ZM63 189V188H61ZM84 189V188H83ZM112 189V188H111ZM124 189V188H123ZM190 189V188H189ZM212 189V188H211ZM260 189V188H259ZM262 189V188H261ZM11 190V189H10ZM22 190H25L22 189ZM36 190H37V187H36ZM59 190V189H58ZM72 190V189H71ZM76 190H78L76 188ZM80 190V189H79ZM85 190L90 193L93 192V187H85ZM98 190V189H97ZM104 190V189H103ZM121 189H119L120 191ZM138 190V189H137ZM185 190V189H184ZM66 190H64L65 192ZM141 191V190H140ZM148 191V190H147ZM151 191V190H150ZM149 191V192H150ZM191 191V190H190ZM213 191V190H212ZM252 191V190H251ZM255 191V190H254ZM258 191V190H257ZM42 192V191H41ZM63 192V191H62ZM69 192V191H68ZM66 192V193H68ZM78 192V191H77ZM82 192V191H81ZM139 192V191H138ZM171 192V191H170ZM183 192V191H182ZM5 193V192H4ZM8 193V191H7ZM37 193V191H36ZM52 193V192H51ZM71 193V192H70ZM73 193V192H72ZM98 193V192H97ZM102 193V192H101ZM108 193V192H107ZM114 193V191H113ZM116 193V192H115ZM137 193V192H136ZM151 193V192H150ZM162 193H165L162 191ZM191 193V192H190ZM189 193V194H190ZM24 194V193H23ZM22 194V196H23ZM28 194V193H27ZM38 194V193H37ZM49 194V193H47ZM53 194V193H52ZM86 194V193H85ZM177 194V193H176ZM251 194V193H250ZM255 194V193H254ZM30 195V194H29ZM63 195V194H62ZM70 195V194H69ZM97 195V194H96ZM101 195V194H100ZM113 195V194H112ZM115 195V194H114ZM113 195V196H114ZM142 195V194H141ZM183 195V194H182ZM7 196V194L5 195ZM12 196V195H11ZM38 196V195H36ZM71 196V195H70ZM99 196V195H98ZM97 196V197H98ZM148 196V194H147ZM161 196V195H160ZM169 196V194H168ZM177 196V195H176ZM202 196V195H201ZM228 196V195H227ZM10 197V196H9ZM15 197V196H14ZM68 197V196H67ZM83 197V196H82ZM159 197V196H158ZM173 197V196H172ZM189 197V196H187ZM192 197V196H191ZM4 198V197H2ZM12 198V197H11ZM20 198V197H19ZM24 198V196H23ZM27 198V197H26ZM29 198V197H28ZM30 198H32L30 196ZM137 198V197H136ZM142 198V197H141ZM181 198V196H180ZM227 198V197H226ZM231 198V197H230ZM34 199V197H33ZM59 202H57V207L58 210L55 209V212H59L61 213V210L63 207H61L62 204H64L66 206V204H72L73 200L70 199V200H66L65 198L63 197H60L58 198ZM69 199V198H67ZM79 199V197H78ZM107 199V198H106ZM185 200V198H183ZM187 199V198H186ZM213 199V197H212ZM218 199V198H216ZM258 199V198H257ZM256 199V200H257ZM3 200V199H2ZM24 200V199H23ZM27 200V199H26ZM29 200V199H28ZM42 201V199H39ZM77 200V199H75ZM74 200V201H75ZM87 200V199H86ZM162 200H164L162 198ZM183 200V201H184ZM194 200V199H192ZM224 201V199H222ZM221 200V201H222ZM7 201V200H6ZM47 201V200H46ZM80 201V200H78ZM88 201V200H87ZM186 201V200H185ZM212 201V200H211ZM32 202V201H31ZM50 202V201H49ZM84 202V201H83ZM112 202V201H111ZM162 202V201H161ZM181 202V201H180ZM187 202V201H186ZM216 203V201H214ZM256 202V201H255ZM76 203V201H75ZM196 203V201H195ZM212 203V202H211ZM221 203V202H220ZM219 203V205H220ZM3 204V203H2ZM14 204V203H13ZM24 205H26V203H23ZM47 204V203H46ZM77 204V203H76ZM111 204V203H110ZM152 204V203H151ZM158 204V203H157ZM161 204V203H160ZM182 204V203H181ZM186 204V203H185ZM9 205V204H8ZM7 205V206H8ZM32 205V204H31ZM34 205V204H33ZM32 205V206H33ZM62 205V206H64ZM67 205V206H68ZM85 205V204H84ZM92 205V203H91ZM139 205V204H138ZM142 205V204H141ZM184 205V204H183ZM188 205V204H186ZM192 205V204H191ZM193 205H197L196 204H193ZM200 205V204H199ZM202 205V204H201ZM210 205V204H209ZM218 205V206H219ZM232 205V204H231ZM4 206V204H3ZM55 206V205H54ZM76 206V205H75ZM153 206V205H152ZM162 206V205H161ZM180 206V205H179ZM260 206V204H259ZM5 207V206H4ZM37 207V206H35ZM40 207V205H39ZM86 207V205H85ZM177 207V206H176ZM184 207V206H182ZM197 207V206H196ZM6 208V207H5ZM92 208V207H91ZM132 208V207H131ZM137 208V207H136ZM151 208V207H150ZM163 208V207H162ZM185 208V207H184ZM224 208H226L224 206ZM73 209V208H71ZM134 209V208H133ZM207 209V208H206ZM90 210V209H89ZM128 210V209H127ZM126 210V211H127ZM130 210V209H129ZM150 210V209H149ZM157 210V209H156ZM180 210V207L179 209ZM187 210V209H186ZM198 210V209H197ZM217 210V209H216ZM215 210V211H216ZM223 210V209H222ZM1 211H3V209H1ZM69 211V210H68ZM146 211V210H145ZM148 211V210H147ZM159 211V210H157ZM164 211V210H162ZM177 211V210H176ZM189 211V210H188ZM187 211V212H188ZM195 211V210H194ZM233 211V210H232ZM130 212V211H129ZM151 212V211H150ZM179 212V211H178ZM176 212V213H178ZM199 212V211H198ZM207 212H208V209H207ZM218 212V211H216ZM1 213V212H0ZM23 213V212H22ZM38 213V212H37ZM36 213V214H37ZM127 213V212H126ZM148 213V212H147ZM158 213V212H157ZM163 213V212H162ZM185 213V212H184ZM230 213V212H229ZM53 214H54V210H53ZM57 214V213H56ZM155 214V213H153ZM166 214V213H164ZM173 214V213H172ZM211 214V213H210ZM214 214V213H212ZM221 214V212H220ZM226 214V213H225ZM2 215V213H1ZM81 215V214H80ZM90 215V214H89ZM146 215V214H145ZM157 215V214H156ZM160 215V214H159ZM171 215V213H170ZM192 215V214H191ZM206 215V214H205ZM217 215V214H216ZM26 216V215H25ZM52 216V215H49V217ZM54 216V215H53ZM79 216V215H78ZM92 216V215H90ZM90 216L88 218H90ZM162 216V215H161ZM172 216V215H171ZM188 216V214H187ZM190 216V215H189ZM195 216V215H194ZM238 216V215H237ZM56 217V216H55ZM74 217V216H73ZM146 217V216H145ZM152 217V216H151ZM160 217V216H159ZM165 217V216H164ZM182 217V216H181ZM208 217V216H206ZM235 217V215H234ZM249 217V216H248ZM247 217V218H248ZM77 218V217H76ZM81 217H79L80 219ZM92 218V217H91ZM123 218V217H121ZM126 217H124L123 219H125ZM157 218V217H156ZM175 218V217H174ZM189 218V217H188ZM186 218L185 216V220L186 221H189V219L191 218ZM240 218V217H239ZM30 219V218H29ZM72 219V218H71ZM70 219V220H71ZM141 219V218H140ZM143 219V218H142ZM148 219V218H146ZM161 219V218H160ZM188 219V220H187ZM192 219V218H191ZM200 219V218H199ZM226 218H224V221H225ZM230 219V218H229ZM236 219V218H235ZM3 220V219H2ZM44 220V219H43ZM46 220L48 221V219L46 218ZM50 220V219H49ZM58 220V219H56ZM55 220V221H56ZM61 220V219H60ZM66 220V219H65ZM88 220V219H87ZM184 220V222H185ZM203 220V219H202ZM209 220V219H208ZM217 220V219H216ZM223 220V219H222ZM68 221V220H67ZM119 221V220H118ZM122 221V220H121ZM142 221V220H141ZM144 221V220H143ZM147 221V220H146ZM160 221V220H159ZM231 221V220H230ZM250 221V220H249ZM44 222H46L44 220ZM43 222V223H44ZM49 222V221H48ZM57 222V221H56ZM63 222V221H62ZM65 222V221H64ZM73 222V221H72ZM138 222V221H137ZM148 222V221H147ZM172 222V221H171ZM182 222V221H181ZM193 222V221H192ZM207 222V221H206ZM3 223V222H1ZM30 223V222H29ZM42 223V224H43ZM61 223V221H60ZM89 223H91V221L89 220ZM139 223V222H138ZM160 223V222H159ZM189 223V222H188ZM194 223V222H193ZM201 222H199L200 224ZM203 223V222H202ZM208 223V222H207ZM222 223V222H221ZM226 223H230V222H227ZM225 223V224H226ZM233 223V222H232ZM251 223V222H250ZM75 224V223H74ZM151 224H152V221H151ZM150 224V225H151ZM175 224V223H174ZM187 224V223H185ZM198 224V223H197ZM219 224V223H218ZM216 224V225H218ZM223 224V225H225ZM2 225V224H1ZM54 225V224H53ZM57 226V224H55ZM54 225V226H55ZM69 225V224H68ZM90 225V224H89ZM124 225V224H123ZM122 225V226H123ZM145 225V224H144ZM153 225V224H152ZM158 225V224H157ZM170 225V224H169ZM178 225V224H177ZM207 225V224H206ZM209 225V224H208ZM208 225L206 227H208ZM3 226V225H2ZM65 226V225H64ZM70 226V225H69ZM67 226V227H69ZM91 226V225H90ZM93 226V225H92ZM154 226V225H153ZM156 226V225H155ZM172 226V225H171ZM201 226H203L201 224ZM215 226V225H214ZM227 226V225H226ZM40 227H43L40 226ZM80 227V226H79ZM152 227V226H151ZM173 229L175 228L174 226H172ZM188 227H191L190 225H188ZM199 227V226H198ZM3 228V227H2ZM6 228V227H5ZM31 228V227H30ZM58 228H59V225H58ZM66 228V227H65ZM143 228V226H142ZM141 228V230H142ZM153 228V227H152ZM170 228V227H169ZM176 228H178V226H176ZM180 228V227H179ZM182 228V227H181ZM180 228V229H181ZM205 228V227H203ZM218 229H220L219 227H217ZM217 228H214L217 230ZM229 228V227H228ZM8 229V228H7ZM38 229V228H37ZM49 229V228H48ZM61 229V228H60ZM63 229V228H62ZM148 229V228H147ZM154 229V228H153ZM158 229V228H157ZM185 229V228H184ZM201 229V228H200ZM2 230V229H1ZM5 230V229H3ZM52 230V229H51ZM150 230V229H149ZM156 230V229H155ZM179 230V229H177ZM203 230V229H202ZM212 230V229H210ZM50 231V230H48ZM54 231V230H53ZM135 231V230H134ZM137 231V230H136ZM143 231V230H142ZM145 231V230H144ZM166 231V230H165ZM164 231V232H165ZM201 231V230H199ZM51 232V231H50ZM98 234V232L101 234V238L100 239H96L94 238L95 234ZM131 232V231H130ZM150 232V231H148ZM153 232V231H151ZM155 232V231H154ZM209 232V231H208ZM227 232V231H226ZM71 233V232H70ZM115 233V232H114ZM141 233V232H140ZM145 233V232H144ZM167 233V232H166ZM186 233V232H185ZM44 234V233H43ZM134 234V233H133ZM143 234V233H142ZM164 234V233H163ZM182 234V232H181ZM204 234V233H202ZM212 234V233H211ZM220 234V233H219ZM229 234V233H228ZM5 235V234H4ZM42 235V234H41ZM48 235L49 232H48ZM138 235H139V232H138ZM146 235V234H145ZM153 235V234H152ZM167 234H165L166 236ZM177 235V232L176 234ZM186 235V234H185ZM215 235V234H214ZM217 235V234H216ZM113 236V234H112ZM127 236V235H126ZM129 236V235H128ZM144 236V235H143ZM155 236V235H154ZM163 236V235H161ZM187 236V235H186ZM227 236V235H226ZM232 236V235H231ZM6 237V236H5ZM47 237V236H46ZM55 237V235H54ZM134 237V236H133ZM149 237V236H148ZM181 237V236H179ZM197 237V236H196ZM209 237V236H208ZM216 237V236H215ZM11 238V237H10ZM114 238V237H113ZM137 238V237H136ZM170 238V236H169ZM176 238V237H175ZM201 238V237H199ZM205 238H207L205 236ZM210 238V237H209ZM13 239L16 240V236L13 237ZM30 239V238H29ZM47 239V238H46ZM130 239V238H128ZM127 239V240H128ZM156 239V238H155ZM165 239V238H164ZM168 239V238H167ZM172 239V238H171ZM195 239V238H193ZM202 239V238H201ZM204 239V238H203ZM213 239V238H212ZM211 239V240H212ZM125 240V239H124ZM134 240V239H133ZM149 240V239H147ZM152 240V239H150ZM174 240V236H173V239ZM188 240V239H187ZM205 240V239H204ZM210 240V239H209ZM46 240H44L45 242ZM136 241H139V240H136ZM144 241V239H143ZM157 241V239H156ZM179 241V240H178ZM196 241V239H195ZM213 241V240H212ZM223 241V240H221ZM19 242V240H18ZM51 242V241H50ZM128 242V241H127ZM125 242V243H127ZM149 242V241H147ZM152 242V241H151ZM168 242V241H167ZM184 242V241H183ZM209 242V241H208ZM226 242V241H225ZM3 243V242H2ZM7 243V242H6ZM48 243V242H47ZM113 243V242H112ZM135 243V242H134ZM142 242H140L141 244ZM166 243V242H165ZM172 243V242H171ZM169 243V244H171ZM188 243V241H187ZM212 243V242H211ZM5 244V243H4ZM42 244V242H41ZM122 244V243H120ZM136 244H138L136 242ZM144 245H149V243H143ZM156 244V243H155ZM180 244V242H178V245ZM182 244V243H181ZM194 244V242H193ZM203 244V243H202ZM48 245V244H47ZM112 245V244H111ZM123 245V244H122ZM152 245V244H151ZM150 245V247H151ZM189 245V244H188ZM199 245V244H197ZM204 245V244H203ZM226 245V244H225ZM234 245V243H233ZM3 246V245H2ZM42 246V245H40ZM39 246V247H40ZM44 246V245H43ZM62 246H67V250H63ZM125 246V245H123ZM136 246V245H135ZM156 246V245H154ZM166 246V245H165ZM187 246V245H186ZM191 246V245H190ZM216 246V245H215ZM221 246V245H220ZM57 247V246H56ZM142 247V246H140ZM146 246H144L145 248ZM149 247V246H148ZM161 247V246H160ZM163 247V246H162ZM167 247V246H166ZM194 247V246H193ZM211 247V246H210ZM213 247V246H212ZM222 247V246H221ZM220 247V248H221ZM235 247V245H234ZM6 248V247H5ZM66 248V247H65ZM143 248V249H144ZM164 248V247H163ZM162 248V249H163ZM174 248V247H173ZM209 248V246H208ZM224 248V247H223ZM227 248V247H226ZM44 249V247H43ZM121 249V247H120ZM123 249V248H122ZM121 249V250H122ZM128 249V248H127ZM141 249V248H140ZM155 249V248H154ZM157 249V248H156ZM233 249V248H232ZM3 250V249H2ZM40 250V249H39ZM114 250V249H113ZM152 250V249H151ZM166 250V249H165ZM169 251V249H167ZM174 250V249H173ZM176 250V248H175ZM194 250V249H193ZM212 250V249H210ZM240 250V249H239ZM250 250V249H249ZM126 251V250H124ZM131 251V250H130ZM138 251V250H137ZM144 251H146L144 249ZM163 251V250H161ZM197 251V250H195ZM226 251V249H225ZM235 251H236V247H235ZM246 251V250H245ZM2 252V251H1ZM38 251H36L37 253ZM52 252V251H51ZM50 252V253H51ZM114 252V251H113ZM136 252V251H134ZM155 252V251H154ZM165 252V251H164ZM192 252V250H191ZM190 252V253H191ZM218 252V251H217ZM233 252V251H232ZM239 252V251H238ZM237 252V253H238ZM3 253V252H2ZM22 253V252H21ZM35 253V254H36ZM126 253V252H125ZM128 253V252H127ZM126 253V254H127ZM150 253V252H149ZM182 253V252H181ZM189 253V254H190ZM193 253V252H192ZM211 253V252H210ZM214 253V252H213ZM249 253V252H248ZM253 253V252H252ZM34 254V256H35ZM103 254H105V256L101 257ZM124 254V253H123ZM132 254V253H130ZM135 254V253H134ZM138 254V253H137ZM135 254V255H137ZM141 254V253H140ZM158 254V253H157ZM163 254V252H162ZM4 255V254H3ZM37 255V254H36ZM39 255V254H38ZM122 255V254H121ZM134 255V256H135ZM145 255V253H144ZM152 255V254H151ZM192 255V254H191ZM190 255V256H191ZM209 255V254H208ZM217 255V254H216ZM245 255V254H244ZM243 255V256H244ZM252 255V254H251ZM256 255V253H255ZM20 248H14V251L12 252L11 256H8L7 260H10V257H20ZM33 256V257H34ZM132 256V255H131ZM150 256V255H149ZM161 256V255H160ZM159 256V258H160ZM164 256V255H163ZM176 256V255H175ZM199 256V255H198ZM210 256V255H209ZM248 256V255H247ZM51 257V256H50ZM47 256V258H50ZM137 257V256H136ZM153 257V255H152ZM157 257V256H156ZM167 257V256H166ZM164 257V258H166ZM183 257V256H182ZM188 258H190L189 256H187ZM192 257V256H191ZM203 257V256H202ZM206 257V256H205ZM226 257V256H224ZM253 257V256H252ZM3 258V257H2ZM1 258V259H2ZM127 258V257H126ZM142 258V257H141ZM146 258V257H145ZM177 258V257H176ZM175 258V260H176ZM198 258V257H197ZM208 258V257H207ZM228 259V257H226ZM254 258V257H253ZM0 259V260H1ZM131 259V258H130ZM137 259V258H136ZM144 259V258H143ZM157 259V258H155ZM184 259V258H183ZM186 259V258H185ZM200 259V258H199ZM219 259V258H218ZM223 259V258H222ZM226 259V260H227ZM252 259V258H250ZM6 260V261H7ZM47 260V259H46ZM115 260V259H114ZM123 260V259H122ZM132 260V259H131ZM138 260V259H137ZM158 260V259H157ZM174 260V261H175ZM177 260H180L179 258H177ZM177 260L175 262H177ZM197 260V259H195ZM201 260V259H200ZM214 260V259H213ZM212 260V261H213ZM235 260V259H234ZM254 260V259H253ZM43 261V260H42ZM140 261V259H139ZM138 261V262H139ZM144 261V260H143ZM190 261V260H189ZM199 261V260H198ZM197 261V262H198ZM220 261V260H219ZM228 262H230L229 260H227ZM141 262V261H140ZM151 262V261H150ZM161 262V261H160ZM170 262V261H168ZM174 262V263H175ZM181 262V261H179ZM178 262V264H179ZM205 262V261H204ZM25 263V262H24ZM123 263V262H122ZM152 263V262H151ZM156 263V262H155ZM166 263V262H165ZM182 263V262H181ZM223 263V262H222ZM260 263V262H259ZM26 264V263H25ZM46 264V262H45ZM48 264V263H47ZM115 264V263H114ZM121 264V263H120ZM132 264V263H131ZM145 264V263H144ZM147 264V263H146ZM161 264V263H160ZM172 264V263H171ZM177 264V263H176ZM194 264V263H193ZM196 264V263H195ZM202 264V263H201ZM212 264V263H211ZM227 264V263H225ZM232 264V262H231ZM254 264H255V261H254Z\"/></svg>",
  "mask_w": 264,
  "mask_h": 264
}]
</instances>
